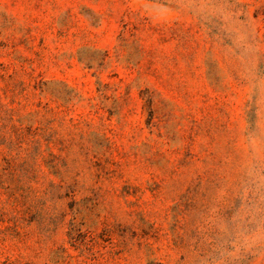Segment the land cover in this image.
I'll list each match as a JSON object with an SVG mask.
<instances>
[{"label": "rangeland", "instance_id": "1", "mask_svg": "<svg viewBox=\"0 0 264 264\" xmlns=\"http://www.w3.org/2000/svg\"><path fill=\"white\" fill-rule=\"evenodd\" d=\"M0 264H264V0H0Z\"/></svg>", "mask_w": 264, "mask_h": 264}]
</instances>
